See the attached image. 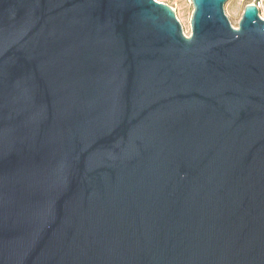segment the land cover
<instances>
[{
  "label": "water",
  "instance_id": "95a60500",
  "mask_svg": "<svg viewBox=\"0 0 264 264\" xmlns=\"http://www.w3.org/2000/svg\"><path fill=\"white\" fill-rule=\"evenodd\" d=\"M191 0H0V264H264V19Z\"/></svg>",
  "mask_w": 264,
  "mask_h": 264
},
{
  "label": "rangeland",
  "instance_id": "374dc122",
  "mask_svg": "<svg viewBox=\"0 0 264 264\" xmlns=\"http://www.w3.org/2000/svg\"><path fill=\"white\" fill-rule=\"evenodd\" d=\"M168 4L178 21L180 22L183 32L189 35L191 32L190 18L193 11L191 0H156ZM252 0H227L223 5V10L233 26H237L241 18L243 8ZM259 15L264 17V8L259 9Z\"/></svg>",
  "mask_w": 264,
  "mask_h": 264
},
{
  "label": "built area",
  "instance_id": "2783aa9c",
  "mask_svg": "<svg viewBox=\"0 0 264 264\" xmlns=\"http://www.w3.org/2000/svg\"><path fill=\"white\" fill-rule=\"evenodd\" d=\"M251 3L255 4L258 9L264 8V0H252ZM261 18L264 19L263 16H261Z\"/></svg>",
  "mask_w": 264,
  "mask_h": 264
}]
</instances>
